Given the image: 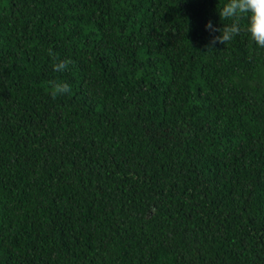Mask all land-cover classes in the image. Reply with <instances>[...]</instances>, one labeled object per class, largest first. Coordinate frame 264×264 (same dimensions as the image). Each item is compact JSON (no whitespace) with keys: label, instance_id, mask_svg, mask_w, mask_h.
I'll use <instances>...</instances> for the list:
<instances>
[{"label":"trees","instance_id":"obj_1","mask_svg":"<svg viewBox=\"0 0 264 264\" xmlns=\"http://www.w3.org/2000/svg\"><path fill=\"white\" fill-rule=\"evenodd\" d=\"M222 3L0 0V264H264V47L212 43Z\"/></svg>","mask_w":264,"mask_h":264},{"label":"clouds","instance_id":"obj_2","mask_svg":"<svg viewBox=\"0 0 264 264\" xmlns=\"http://www.w3.org/2000/svg\"><path fill=\"white\" fill-rule=\"evenodd\" d=\"M221 21L227 20L230 23H223L222 27L217 26L212 20L207 21L205 28L213 33L212 43L225 44L233 40L241 32L240 20H247L246 30L251 41L257 46L264 47V0H223L222 5L217 8ZM52 55V49H48ZM67 62L64 60L54 64V69L64 71ZM70 92V85L66 81L53 83L52 95H63Z\"/></svg>","mask_w":264,"mask_h":264}]
</instances>
